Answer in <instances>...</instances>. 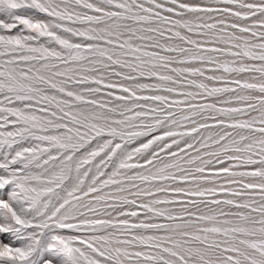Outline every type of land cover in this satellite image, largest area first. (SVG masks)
Masks as SVG:
<instances>
[{"label":"snow or ice","instance_id":"6c2138e0","mask_svg":"<svg viewBox=\"0 0 264 264\" xmlns=\"http://www.w3.org/2000/svg\"><path fill=\"white\" fill-rule=\"evenodd\" d=\"M0 264H264V0H0Z\"/></svg>","mask_w":264,"mask_h":264}]
</instances>
